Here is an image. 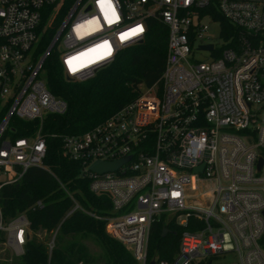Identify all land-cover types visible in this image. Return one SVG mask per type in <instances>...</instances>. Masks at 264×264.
<instances>
[{"label": "built area", "instance_id": "2783aa9c", "mask_svg": "<svg viewBox=\"0 0 264 264\" xmlns=\"http://www.w3.org/2000/svg\"><path fill=\"white\" fill-rule=\"evenodd\" d=\"M63 2L0 0V189L17 184L28 168L46 169L41 122L66 110L42 78L51 42L59 41L64 79L81 83L142 42L153 19L166 30L158 81L137 84L103 120L60 137L62 156L79 165L88 191L110 203L107 216L84 213L103 221L104 233L136 264H168L147 259L150 226L161 218L199 224L181 232L172 264H212L230 255L235 264H264V0H70L40 55L41 19L46 14L44 27L55 21ZM216 14L235 37L222 38ZM11 117L37 128L13 139ZM124 159L114 171L89 170ZM67 196L70 213L79 210ZM198 202L202 208L192 205ZM54 234L35 233L46 237L48 254ZM30 236L25 211L8 221L0 212V264H17Z\"/></svg>", "mask_w": 264, "mask_h": 264}, {"label": "trees", "instance_id": "16d2710c", "mask_svg": "<svg viewBox=\"0 0 264 264\" xmlns=\"http://www.w3.org/2000/svg\"><path fill=\"white\" fill-rule=\"evenodd\" d=\"M70 0L62 4V11L55 21L44 27L46 14L39 28L43 29L36 52L42 54L50 44L59 19ZM214 19L222 30V38L235 37L236 30L223 18ZM148 30L137 45L121 50L114 61L81 82L64 79L58 62L57 41L46 55L42 66V78L49 93L66 104L62 115H47L41 122L45 154L42 165L45 170L28 168L15 185L0 189V212L5 221L24 212L31 236L17 264H136L131 255L115 240L104 233V222L95 220L84 212L103 217L110 211L105 196H95L87 189V181L78 177L79 165L62 156L60 137L88 129L133 97L135 85L150 87L163 70L166 30L157 21L147 20ZM11 138L29 137L37 122H22L13 117L9 121ZM54 136V137H52ZM80 208L72 211L73 203ZM39 201L41 206L28 207ZM199 226L191 218L184 227L173 219L161 218L150 226L147 239V259L172 264L182 231H194ZM165 230L163 237L161 231ZM49 236L55 232L53 247L47 253L45 240L35 237L36 232ZM264 249V235L259 241Z\"/></svg>", "mask_w": 264, "mask_h": 264}, {"label": "water", "instance_id": "95a60500", "mask_svg": "<svg viewBox=\"0 0 264 264\" xmlns=\"http://www.w3.org/2000/svg\"><path fill=\"white\" fill-rule=\"evenodd\" d=\"M55 43V40H53L51 42V44L49 45L45 55L49 52L50 48L53 46V44ZM206 49H210V46H206L205 47ZM127 159H124V160H120V161H116V162H113V163H100V162H95L93 163L90 167H89V170L94 172V173H97V174H101V173H104V172H109V171H114L115 169H117L122 163H124ZM260 164L259 163V166L260 167ZM200 168H197L196 171H199ZM263 216H264V213H263ZM165 234V230H162L161 231V234L160 236L163 237V235ZM148 264H153L152 261H150Z\"/></svg>", "mask_w": 264, "mask_h": 264}, {"label": "rangeland", "instance_id": "374dc122", "mask_svg": "<svg viewBox=\"0 0 264 264\" xmlns=\"http://www.w3.org/2000/svg\"><path fill=\"white\" fill-rule=\"evenodd\" d=\"M208 36L210 38H212L213 40H215V41L217 40L218 33H217V29H216L215 26L209 25ZM58 48H59V45H58ZM135 88L138 89V86L135 85ZM192 205H195L198 208H202L203 207V203L202 202L193 203ZM45 239H46V237H43V240H45ZM225 247L229 248V244L226 243ZM212 264H235V258L230 255V256H228L226 258L213 259L212 260Z\"/></svg>", "mask_w": 264, "mask_h": 264}]
</instances>
